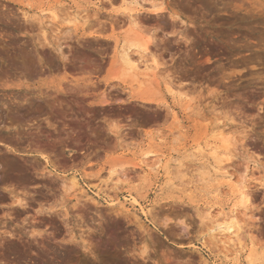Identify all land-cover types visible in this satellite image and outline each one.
I'll use <instances>...</instances> for the list:
<instances>
[{
	"label": "rangeland",
	"instance_id": "obj_1",
	"mask_svg": "<svg viewBox=\"0 0 264 264\" xmlns=\"http://www.w3.org/2000/svg\"><path fill=\"white\" fill-rule=\"evenodd\" d=\"M0 264H264V0H0Z\"/></svg>",
	"mask_w": 264,
	"mask_h": 264
},
{
	"label": "bare ground",
	"instance_id": "obj_2",
	"mask_svg": "<svg viewBox=\"0 0 264 264\" xmlns=\"http://www.w3.org/2000/svg\"><path fill=\"white\" fill-rule=\"evenodd\" d=\"M160 10V9H159ZM133 11V10H132ZM44 15V14H43ZM53 15H54V17L57 19H60L61 18V16L58 14H56V13H53ZM132 19H133V15L132 16H130ZM134 20V19H133ZM131 22V25H132V20L130 21ZM69 23H71V21L69 22ZM48 25V24H47ZM45 32V31H44ZM47 33V32H46ZM128 43V49L127 50H125L124 52H123V54H122V65H123V67H124V69H125V73H124V75H122V76H119V77H116V78H118L119 80H121L122 82H126L129 78H130V74H131V72H134V70L135 69H137L136 67L138 66V60H134L131 56H132V54H130L131 52H130V50L132 49V48H139V49H141L142 51H144V52H146L147 50H149V46H148V41L147 42H134V41H128L127 42ZM58 50H60V49H58ZM61 51V50H60ZM133 52V51H132ZM137 53V52H136ZM136 53H134V54H136ZM138 54V53H137ZM140 65V64H139ZM122 67V66H121ZM139 67V66H138ZM139 69V68H138ZM27 98V97H26ZM25 98V99H26ZM25 99H23V101L25 100ZM142 99L143 100H145V101H147V102H151V101H155V102H159V101H161V99L159 98V97H156V98H150V97H142ZM8 118V117H7ZM11 119V118H10ZM8 121V120H7ZM12 122V121H11ZM10 122V123H11ZM4 128V127H3ZM9 137V136H8ZM3 143V142H2ZM1 143V144H2ZM18 168V167H17ZM15 169V168H14ZM13 170V169H12ZM16 170V169H15ZM14 170V171H15ZM19 171V170H18ZM17 172V171H16ZM113 172V171H112ZM117 173V172H116ZM113 174H114V172H113ZM9 175V174H8ZM113 176V175H112ZM243 179H244V182H239V184L238 185H236L235 187H234V185H231V183L233 182H230L229 183V185L232 187V188H234V192H239V195H241L242 197H243V200H244V202L245 203H248L249 201H250V197L249 196H251V195H249V191H248V186H247V184H246V178H244L243 177ZM10 180H11V182L13 181L11 178H10ZM73 180V182L76 184V182H75V178H73L72 179ZM239 181H242V179L241 180H239ZM96 196H100V194L99 193H97V195ZM238 206V205H237ZM210 214V213H209ZM234 213H231L230 215H227V218H226V220L224 221V222H220V223H218V225L220 226V227H223L222 228V231H224L225 233L223 234V235H225L226 233H227V235H232V234H234L235 233V230H234V226H233V224H234V222L232 223V220L234 219ZM255 255V254H254ZM255 257V256H254ZM254 260V259H253Z\"/></svg>",
	"mask_w": 264,
	"mask_h": 264
},
{
	"label": "crops",
	"instance_id": "obj_3",
	"mask_svg": "<svg viewBox=\"0 0 264 264\" xmlns=\"http://www.w3.org/2000/svg\"><path fill=\"white\" fill-rule=\"evenodd\" d=\"M150 7H155V8H158V9H161L162 12L161 13H164V12H167V13H171V7L167 4V3H163V2H155L153 4H150ZM160 14V13H159ZM111 28H109L110 30ZM110 33V32H109ZM105 35V34H104ZM108 36V35H105V37ZM131 145V144H130ZM127 146V145H126ZM128 147V150H129V147L131 146H127ZM135 148V147H133ZM138 150V149H137ZM120 152H117L116 154H119ZM45 160V159H44Z\"/></svg>",
	"mask_w": 264,
	"mask_h": 264
}]
</instances>
